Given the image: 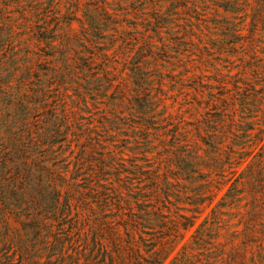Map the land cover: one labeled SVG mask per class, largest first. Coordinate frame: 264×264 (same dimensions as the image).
Returning a JSON list of instances; mask_svg holds the SVG:
<instances>
[{"label": "trees", "instance_id": "obj_1", "mask_svg": "<svg viewBox=\"0 0 264 264\" xmlns=\"http://www.w3.org/2000/svg\"><path fill=\"white\" fill-rule=\"evenodd\" d=\"M255 31L264 0H0V264H264Z\"/></svg>", "mask_w": 264, "mask_h": 264}, {"label": "rangeland", "instance_id": "obj_2", "mask_svg": "<svg viewBox=\"0 0 264 264\" xmlns=\"http://www.w3.org/2000/svg\"><path fill=\"white\" fill-rule=\"evenodd\" d=\"M213 12H214V7L211 4H208V6L202 5L201 9L198 12L201 16H199L198 14H195V16L200 17V18H204V19L205 18L209 19V18H212ZM247 21H249V18H247ZM74 26H76V24H74ZM259 28L261 29V27H259ZM243 33L249 35L250 26L249 27L246 26V28L243 30ZM256 33L258 34L256 38H260V39L264 38V36H262V31H255V34ZM214 56H216V55H214ZM214 56H212V58ZM205 57L207 58V57H210V56H205ZM237 57H238V55H232V56H230V59H223V58L217 59L213 66L210 63H208V62L206 63L205 62L204 70L206 71V74L211 75V76L217 75V74L223 75V74H227V73L232 75V74H234L237 71V68H235V65L238 62L237 61ZM186 60L187 59L185 57H183V61H186ZM175 61H176V63H175ZM175 61H173L174 64L175 65L178 64L179 66H176L174 71H172V72L170 71L166 75H170L171 76V75H173L175 73H179V72H181L183 70L184 67H186L185 66L186 64H184L183 62H177V59ZM213 62L214 61H212L211 63H213ZM187 65H188V63H187ZM172 67L173 66L170 65L166 70H168V69L170 70V68H172ZM228 70H230V72H227ZM165 85H166V88L168 90V87H169L168 81H165ZM171 94H172V92L169 90L168 91V95H171ZM170 101H171V99L167 100L166 103L168 104V103H170ZM169 111L172 112V113H175L176 109H175V107H172ZM129 155H131L130 152L128 150H125V156L127 158H130V157H128ZM235 221L236 220H234V218H233L232 222L234 223ZM239 227H241V226H237V227L233 226V227L230 228V231L235 230V229H239Z\"/></svg>", "mask_w": 264, "mask_h": 264}]
</instances>
